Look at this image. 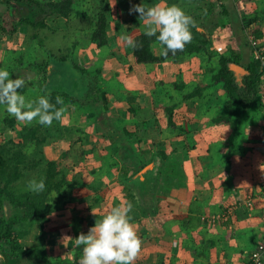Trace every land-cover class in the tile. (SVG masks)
I'll return each instance as SVG.
<instances>
[{"label": "rangeland", "instance_id": "rangeland-1", "mask_svg": "<svg viewBox=\"0 0 264 264\" xmlns=\"http://www.w3.org/2000/svg\"><path fill=\"white\" fill-rule=\"evenodd\" d=\"M215 1L217 0H188V3H182L181 0H73L71 17L68 20L59 17L44 19L47 28L33 31L38 34L37 39H30L29 35L32 33L25 27H20V32L18 30L15 35L10 32L9 22H16L12 19L17 13L16 8L20 7V11L25 14L23 16L31 10L36 12L37 9L31 0H23L20 5L14 3L17 6L11 12H8L4 3L3 7L0 6V68H6L12 78L29 62L49 61L48 53H71L68 62H58L55 66L51 63L58 74L54 75L52 83L46 84L48 89L54 91L62 87L66 93V97L62 98L75 102L74 105L66 104L61 120L54 125L40 128L37 121L33 120L29 124L17 120L0 107V145H6L9 140L13 144L22 142L26 134L25 128L35 126L36 136L40 140L36 147L23 149V165L31 166L35 162H40L41 165L25 173L18 187L27 191L29 180L41 179L35 172H42L47 163L52 162L59 165L69 184L63 188L62 194L52 193L49 196L53 212L47 216L48 222L43 227L33 226L29 229L21 241L25 247H33L41 240L52 258L66 259L72 246L76 248L74 238L81 233L86 234L95 221L98 222L112 207L125 204L124 190L119 180L117 181V172L108 167L114 158L134 166L137 170L141 167L138 158L142 157L143 152L150 156L159 150L166 152V163L173 162L175 172L177 170L180 177H175L168 184L167 180H164L165 174H159V181H156L151 173L153 182L150 184H155L156 190L161 189L157 192L159 203H156L155 208L152 204L131 201L133 208L130 215L139 238L148 231L147 228H150L149 232L153 234L161 228L163 215L170 212L165 208L164 200L172 202L174 192L178 191L175 185L178 181L186 184L188 180L187 172L183 169L185 161L187 164L189 161L196 164L198 160L203 163L198 169V174L202 173L206 166L203 156L201 157V153L205 155L206 144H198V149L193 153H189L188 148L201 142L197 139L203 132L220 128L222 124H214V120L226 117L231 110V103L226 100V95L212 81L218 71L219 58L229 57L230 50L236 51L240 46L241 53L245 51L242 53L244 59L241 65L255 57L249 30H242L237 36L232 29L235 23L229 22L227 17L220 13L222 5ZM244 1L250 3L245 6L242 4V8L238 5L240 20L251 15L249 11L254 10L250 0H234V3ZM253 1L258 9L262 8L260 19L264 20V0ZM212 3L215 6L210 13ZM138 4L145 8L157 4L160 7L174 4L183 9L192 17V27L205 32L207 36L202 32L204 39L208 38L205 28L212 35L204 46V51L184 56L178 61L136 65L132 48L127 47L119 37L127 34L134 39L144 33V21L139 19L137 13L129 14V8ZM101 13L107 18L108 44L105 48L96 49L90 42V35ZM34 20H39V17H34ZM2 27L5 32H2ZM221 29L223 33H220ZM221 36L227 38L221 39ZM39 41H42V46ZM262 44L264 40H259L256 47H261ZM153 53L160 55L158 45H154ZM75 64L81 66L84 71L79 72ZM24 73L25 79L31 77L29 73ZM52 74L53 72L50 76ZM27 81L29 87L26 91L19 90L26 100L35 102L44 96L40 84ZM195 92L197 94L194 97L186 99ZM260 98L262 101L264 96ZM91 100L95 102L92 103ZM132 108L138 111L133 113ZM252 113V117H257V114ZM11 119L15 122L10 126ZM235 120L237 118L234 122ZM251 125L256 127L255 123ZM124 129L134 135L131 140H135L136 144L129 143V137L123 133ZM196 129L198 130L195 132ZM234 131L233 129L232 132ZM139 138L142 142L138 145ZM241 138V134H237V137L231 138V142L217 141L213 147L209 146L211 155L215 159L218 158L220 149L227 144L233 145L237 150ZM110 143L117 148L112 145L109 148ZM192 158L196 161L190 160ZM217 169L218 167L215 170ZM149 179L145 178L144 181ZM3 213H10L6 203L3 211L0 210V217ZM140 239L142 241V238ZM152 244L155 245V239ZM152 247H145L144 252L140 251L134 264H147L142 263V257L153 253ZM80 258L81 256H78L75 259L78 264ZM71 259H74V255ZM145 261L148 262L146 259ZM153 262L152 264H156V257Z\"/></svg>", "mask_w": 264, "mask_h": 264}, {"label": "trees", "instance_id": "trees-1", "mask_svg": "<svg viewBox=\"0 0 264 264\" xmlns=\"http://www.w3.org/2000/svg\"><path fill=\"white\" fill-rule=\"evenodd\" d=\"M31 1L32 3H34L33 6L35 7V9H37L36 12H34V10L32 12L31 10L26 16L19 18L16 22H9L11 25V34L17 33L20 27H25L32 33L29 35L30 39H37L38 34L35 32L37 30L39 31L47 28V26L44 24V19H48L50 17H59L68 20L71 17L73 10V0ZM133 1L138 2L140 0ZM0 2H4L7 8L9 7L8 10L11 12V10H13L14 7L16 8L17 6H15L14 3L19 4L20 2H23V0H0ZM217 2H220V0H217ZM214 6V4H210V10H212ZM19 8L20 7L16 8L18 12L20 11ZM220 13L223 14V16L229 15L225 6L221 7ZM34 17H39V20L35 21ZM257 18V14L254 13L252 15H248L247 17H242L241 21L242 30L249 29V36L258 42L263 38L262 29L260 27H255L253 29L250 28L255 23ZM12 19H14V17H12ZM107 25L108 23L106 16L102 13L99 14L90 35V42L95 46L96 49L107 47ZM1 30L2 32H5V29L3 27L1 28ZM190 30L192 32L191 42L185 46V49L183 51H178L175 55H172L170 53L167 57H164L161 54L155 55L153 53L154 45H158L155 42L154 37H147L144 33L137 35L134 40L137 41V43L141 46L136 49H131L134 62L136 63V65L160 64L168 60L178 61L184 56L197 54L204 51V46H206L210 40V33L207 32L208 39H204L203 34H200L197 31L198 28L191 27ZM39 45L42 46V41H39ZM244 46L247 47L246 45ZM241 47L242 46L238 47V50L236 51L230 50L229 57L221 56L219 58L218 71L212 77L214 85L218 86L224 92L227 98L226 100L231 103L229 107L231 110L229 111L228 115L226 117L222 116L215 119L214 124L229 125L232 130H235L233 132V136L236 137L237 134H241V136L244 134V128L247 124H250L251 119H264V116H262L264 105L263 102H261L260 98L262 96L261 93H263L264 91V63H262L260 59H256L255 57H253L244 65H241L240 63L243 60ZM257 49L264 56V44H262L261 47H258ZM70 54L68 51L61 54L48 53V60L50 61L51 59V61L53 60L52 62L46 60L40 62H29L25 64L23 68L21 67L18 70L19 73L14 77L25 79L26 76L24 72L29 73L31 77H28V79H25V81L28 80L27 82L33 81L34 84H40V86L42 87L43 95L50 94V103L55 104V97H66V93H64V90H62L61 85V88L57 89L56 91L48 89V86H46V84L49 85L50 83H52L53 75H56V73H54L55 70L53 69V74L49 78H47V67L50 63L55 66V63L58 62H68L70 60ZM75 65L76 68H78L79 72L84 71L81 66H78L77 64ZM230 65L241 67L246 71V75L241 76L238 80L235 74L230 70ZM27 76L29 75L27 74ZM47 79L48 83L46 82ZM27 87H29L28 84H25V87L20 89V91H26ZM196 94L197 92H195L194 94H190L186 97V99L192 98ZM63 101V105H56V107L64 108L67 103L71 105L75 104L73 100H65L63 98ZM91 101L92 103L95 102V100ZM102 101L104 103L106 102L105 99H103ZM137 111L138 109H131V112L133 113H136ZM169 112L171 113V109L169 110ZM252 112L257 115L260 114V116L252 117ZM234 117L237 118V120H235L236 122H234ZM14 122L15 120L11 119V121H9L10 126L13 125ZM56 122L57 121L54 120L52 124L54 125ZM38 127L42 128L43 126L39 125ZM237 129L239 130L237 131ZM25 131L26 134L23 137L22 142L13 144L9 140L6 145H0V210L3 211V206L5 203L8 204L10 208L9 214L3 213L0 217V251L4 252L8 260H10V262H12L13 264L77 263L75 259L78 258V256L82 255L81 248H74L72 246L70 254L67 256V258L64 260H58L56 258H52L47 248L45 247V243H43V241L41 240H38L37 244L33 247H25L21 243L23 238L28 234V231L31 227H43L44 224L48 222L47 216L51 212H53V208L49 202V196L52 193H55L57 195L62 194L63 188L69 185L67 183L66 176L59 169V165L52 162L47 163L42 172H40L39 170L35 172L36 176H40L41 179H44L46 183L45 191L39 194H35L28 190L22 191L18 187V184L21 180H23L25 173H29V170H35L39 167V165H41L40 162H35L31 164V166H27L25 164L23 165V149L30 148L31 146L36 147V145H38L40 142V140H38L36 136V126L32 128H25ZM123 133L126 134L127 137H129V143L131 145L132 143L136 144L135 140H131L134 136L132 133H129L126 129L123 130ZM137 142V144L139 145V143L142 142V139H137ZM228 145L231 147L230 144ZM114 160L108 167L112 171L117 172V181L119 180L118 182H120V185L123 186V199L125 200V202L135 201L139 203V201H141L146 205H155L154 207L156 208V203H159L160 200L157 192L161 189L159 188L158 190H156L155 184H150V182H153V178H155L156 181H159L158 175L165 174L164 180L166 179L168 184H170V181L172 179H174L175 177H180V175L177 173V170L175 172V164L173 162L166 163V161L168 160V155L166 154V152L161 150L155 152L154 155L150 156H148V153L143 152L142 157L138 158V162L139 164H141V167L137 170L134 166L126 165L115 158ZM152 160H155V162L157 161L158 164L154 165L153 172H151L154 175L153 178L150 175L151 173L147 176L146 179L150 178L149 180H147V184L129 182V180L135 174L149 165ZM106 168H104L105 171L107 170ZM73 255L74 259H71Z\"/></svg>", "mask_w": 264, "mask_h": 264}, {"label": "crops", "instance_id": "crops-1", "mask_svg": "<svg viewBox=\"0 0 264 264\" xmlns=\"http://www.w3.org/2000/svg\"><path fill=\"white\" fill-rule=\"evenodd\" d=\"M250 1L255 11L249 13H255L259 18L250 28L260 27L263 41L264 20L260 19L262 8L258 9L254 1ZM181 2L188 3V0ZM3 3L0 6L3 7ZM219 3L229 13L227 20L235 23L232 29L238 36L242 32L238 5L242 8L250 2L237 4L234 0H220ZM205 31L209 32L206 28ZM220 33H223L222 29ZM224 37L221 36V39ZM261 102L264 105V98ZM253 123L256 127L251 125ZM244 130L238 149L227 144L221 147L220 156L216 159L211 155L209 146L213 147L217 141H231L232 128L222 125L213 131L203 132L202 138L196 137L201 142L189 147V153L195 152L198 144H206L205 155L201 153V157L207 167L204 166L202 173L198 174L203 163L194 158L190 160L198 164L192 161L187 164L185 161L183 169L187 172L188 180L186 184L178 181L175 185L178 191L174 192L172 202L164 200L165 208L170 212L163 215L161 228L157 229L156 234L149 232L150 228L140 234L141 252H144L145 247H152L155 239V247L151 250L154 252L144 255L142 263L152 264L156 257V264H247L249 254L264 240L263 206L260 200L264 172V119H251L250 125L245 126ZM114 147L117 148L116 145ZM152 162L155 165V160ZM249 199L250 206L247 205Z\"/></svg>", "mask_w": 264, "mask_h": 264}, {"label": "clouds", "instance_id": "clouds-1", "mask_svg": "<svg viewBox=\"0 0 264 264\" xmlns=\"http://www.w3.org/2000/svg\"><path fill=\"white\" fill-rule=\"evenodd\" d=\"M137 13L144 21V34L154 37L160 47V54L167 57L183 51L192 40L191 27L194 21L183 9L176 5L160 7L158 4L145 8L142 4L132 5L129 14ZM119 39L127 47H140L130 35L122 34ZM24 78H12L6 68H0V107L17 120L31 123L37 121L42 126H51L54 120H61L65 109L61 96L50 103V94L41 96L35 102L26 100L20 94L25 87ZM35 105V106H34ZM27 190L39 194L46 189L44 179H31ZM131 202L114 206L88 232L73 239L74 246L82 249L79 264H134L142 248V241L131 223Z\"/></svg>", "mask_w": 264, "mask_h": 264}, {"label": "water", "instance_id": "water-1", "mask_svg": "<svg viewBox=\"0 0 264 264\" xmlns=\"http://www.w3.org/2000/svg\"><path fill=\"white\" fill-rule=\"evenodd\" d=\"M200 34H205L204 31L198 29L197 30ZM203 32V33H202ZM206 35V34H205ZM207 36V35H206ZM208 39V38H207ZM230 70L235 74V76L237 77V79L239 80V78L243 75H246V71L244 69H242L239 66L236 65H230ZM54 69V66L51 65V63L48 65L47 67V71H46V76L47 78L50 77V73L52 72V70ZM48 83V79L46 81ZM154 167V162L150 163L149 165H147L145 168H143L140 172H138L137 174H135L130 180L129 182H137L138 180H143L145 179V175H149ZM0 264H11L10 260H8L6 254L4 252L0 251Z\"/></svg>", "mask_w": 264, "mask_h": 264}, {"label": "built area", "instance_id": "built-area-1", "mask_svg": "<svg viewBox=\"0 0 264 264\" xmlns=\"http://www.w3.org/2000/svg\"><path fill=\"white\" fill-rule=\"evenodd\" d=\"M250 43H251L252 47H254L253 49L255 50V58L260 59L262 61V63H264V56L262 55V53L260 51H258V49L256 47L258 42L255 41L254 39H252V37H250ZM262 144L264 145V138L262 139ZM262 177H263L262 195L260 197V200H261L262 206H263V222H264V172H263ZM247 205L248 206L251 205L250 199L248 200ZM263 256H264V240L261 244H259L255 248V250L253 252L250 253L247 264H263Z\"/></svg>", "mask_w": 264, "mask_h": 264}, {"label": "flooded vegetation", "instance_id": "flooded-vegetation-1", "mask_svg": "<svg viewBox=\"0 0 264 264\" xmlns=\"http://www.w3.org/2000/svg\"><path fill=\"white\" fill-rule=\"evenodd\" d=\"M23 12L22 11H17V13L15 14V16H14V20H18L19 18H21V17H23ZM54 73H57L58 74V71H56L55 70V72ZM53 77H54V75H53ZM55 79V78H54ZM147 176H148V174L147 175H145V178H147ZM138 183H142V184H147L145 181H144V179L143 180H138Z\"/></svg>", "mask_w": 264, "mask_h": 264}]
</instances>
